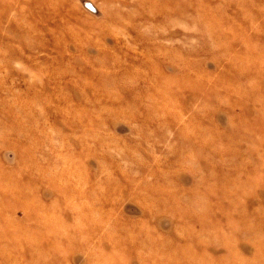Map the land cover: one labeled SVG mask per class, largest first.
I'll return each instance as SVG.
<instances>
[{"label":"rangeland","instance_id":"1","mask_svg":"<svg viewBox=\"0 0 264 264\" xmlns=\"http://www.w3.org/2000/svg\"><path fill=\"white\" fill-rule=\"evenodd\" d=\"M0 264H264V0H0Z\"/></svg>","mask_w":264,"mask_h":264}]
</instances>
